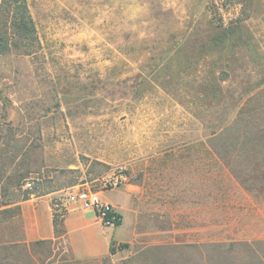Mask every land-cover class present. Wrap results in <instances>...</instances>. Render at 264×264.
Wrapping results in <instances>:
<instances>
[{
    "label": "rangeland",
    "instance_id": "374dc122",
    "mask_svg": "<svg viewBox=\"0 0 264 264\" xmlns=\"http://www.w3.org/2000/svg\"><path fill=\"white\" fill-rule=\"evenodd\" d=\"M27 4L35 49L0 54V242L24 239L14 207L30 189L122 173L136 238L98 260L30 243L36 264H264V152L214 154L211 140L240 107H264V0L235 29L209 0ZM206 206L207 235L189 218Z\"/></svg>",
    "mask_w": 264,
    "mask_h": 264
},
{
    "label": "crops",
    "instance_id": "0c3cea01",
    "mask_svg": "<svg viewBox=\"0 0 264 264\" xmlns=\"http://www.w3.org/2000/svg\"><path fill=\"white\" fill-rule=\"evenodd\" d=\"M131 185V184H130ZM133 186V185H132ZM119 190L118 197L101 192V197L112 204L117 214L121 215V223L117 226L102 225L90 209H82L77 203H70L68 213L62 221L63 233L57 235L53 225L51 200L59 191H50L44 194H30L26 199L19 202L21 209V221L23 222L24 241L34 243L39 241L49 242L52 246L63 244L67 239V246L63 245L64 251L76 259H102L111 255L110 242L115 241V250L118 251L119 243H128L136 238L137 210L131 205L129 184L111 191ZM213 208H200L197 212L189 213L190 222L193 218L204 221L205 226L201 232H208V224L212 227ZM183 212L180 197L174 196L173 203V238L175 243L182 242ZM193 228L190 227V231Z\"/></svg>",
    "mask_w": 264,
    "mask_h": 264
},
{
    "label": "trees",
    "instance_id": "16d2710c",
    "mask_svg": "<svg viewBox=\"0 0 264 264\" xmlns=\"http://www.w3.org/2000/svg\"><path fill=\"white\" fill-rule=\"evenodd\" d=\"M252 0H209V8L213 18L217 17L219 26L235 29L249 17L248 6ZM233 16L224 23L222 14ZM35 26L31 17L27 0L0 1V54L9 52L12 48L23 54H30L35 49ZM212 152L214 154H230L246 152L247 144L252 148H260L264 152V107H240L232 121H228L219 134H213ZM264 177V176H263ZM264 184V183H263ZM51 190L27 191L22 199L28 198L29 193L44 194ZM16 217L21 220L20 205L14 207ZM8 209H4L6 211ZM115 226L121 223V215ZM53 225L57 235L63 233L62 221L53 218ZM44 241L34 242L40 244ZM32 244V243H31ZM119 248H126L127 243H119ZM115 252V241L110 242V253ZM30 243L24 240L0 242V264H36L31 256Z\"/></svg>",
    "mask_w": 264,
    "mask_h": 264
},
{
    "label": "built area",
    "instance_id": "2783aa9c",
    "mask_svg": "<svg viewBox=\"0 0 264 264\" xmlns=\"http://www.w3.org/2000/svg\"><path fill=\"white\" fill-rule=\"evenodd\" d=\"M127 177L122 174H109L101 177L97 188L90 186H73L65 192L58 194L51 200V211L53 218L63 221L68 213L70 203H77L82 209H90L94 212L96 219L105 226H115L117 212L112 204L101 197V192L108 189H116L126 183ZM27 182L26 186H30ZM67 246V239L62 241Z\"/></svg>",
    "mask_w": 264,
    "mask_h": 264
}]
</instances>
